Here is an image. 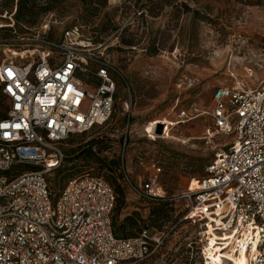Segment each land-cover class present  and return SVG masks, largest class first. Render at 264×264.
I'll return each mask as SVG.
<instances>
[{"label":"built area","instance_id":"1","mask_svg":"<svg viewBox=\"0 0 264 264\" xmlns=\"http://www.w3.org/2000/svg\"><path fill=\"white\" fill-rule=\"evenodd\" d=\"M16 10L4 16L13 18ZM45 44L42 52L35 50L40 57L0 64L6 100L0 116V264L151 261L169 235L145 229L138 238H117L111 223L116 194L103 178L81 176L52 193L50 174L65 160L64 143L110 120L123 76L105 58L106 49L85 38L82 26ZM213 103L205 139L234 141L222 146L203 178L189 184L183 220L203 229V264H209L211 239L224 264L242 255L247 264H264V84L221 87ZM160 173L159 167L142 186L152 198L164 197Z\"/></svg>","mask_w":264,"mask_h":264},{"label":"rangeland","instance_id":"2","mask_svg":"<svg viewBox=\"0 0 264 264\" xmlns=\"http://www.w3.org/2000/svg\"><path fill=\"white\" fill-rule=\"evenodd\" d=\"M160 1L161 11L153 17L151 12L158 10L150 0H108L107 12L116 30L105 37L77 20V8L62 17L50 15L29 33L19 34L14 17L4 16L16 4L4 0L0 2V28L16 31L8 37L0 32V64L27 62L33 53L34 59L40 57L35 50L42 52L46 41L59 40L74 24L83 25L85 38L106 49L105 58L116 65L123 79H117L110 120L64 144L65 160L50 174L52 189L58 193L71 179L88 174L103 178L114 189L119 185L124 189L113 217L118 216L121 223L134 215L149 228L156 203L142 186L160 167L163 198L170 200L171 212L170 221L156 232L170 239L149 264H203L198 256L203 229L183 220L186 193L191 181L206 175L222 146L234 141V136L221 135L205 139L212 126L209 113L215 91L221 87L256 89L264 84V0ZM125 41L133 46H125ZM154 42L159 52L152 56ZM5 113L6 100L0 94V116ZM92 141L96 158L120 161L122 168L113 172L116 183L107 169L100 170L96 158H87ZM216 247L208 251L209 264H224ZM239 260L247 264L244 255Z\"/></svg>","mask_w":264,"mask_h":264},{"label":"trees","instance_id":"3","mask_svg":"<svg viewBox=\"0 0 264 264\" xmlns=\"http://www.w3.org/2000/svg\"><path fill=\"white\" fill-rule=\"evenodd\" d=\"M150 1H152L151 3H154V5H156L155 7L158 10V12L156 11L151 12V16L156 17L159 15L161 11L160 6L162 2L160 0H150ZM249 2L252 1L249 0ZM108 5H109L108 0H18V3L16 5V9H17L16 14L14 15L15 26L19 34H26L29 33L31 29L39 26L44 20V18L50 15H55V13H59L62 17L70 9L77 8L79 11L77 20H79V22H82L85 26H90L91 28L93 27V32L98 33V36L105 35L106 37L111 35L116 30L114 21L107 12V9L109 7ZM98 22L101 23L98 25ZM74 26L76 25L74 24ZM79 26H83V25L79 24ZM13 31L16 30L0 28V32L5 33L4 34L5 37H8L10 33ZM95 42L100 43L101 41L96 40ZM123 44L127 47L133 46L131 41H125ZM158 52H159V48L157 47L156 42H154L150 47V55L155 56L158 54ZM95 144H96L95 141L89 143L91 147V149H89L90 155L87 157L89 160L90 159L93 160V158H96V156L98 157V154L97 153L95 154L92 151ZM96 159L97 160H95V163H98L100 165L99 166L100 170L107 169L111 174L110 176L114 177L113 172L115 171L114 170L115 168L117 169L122 168V165H120V161L116 162L112 160L108 162L105 157H103L102 159L99 158ZM117 181L118 179L114 177L113 182L116 183ZM51 190L52 193L55 195L60 193V192L58 193L54 192L52 186H51ZM114 191L116 194V205H117V203L120 200L124 199L125 193H124V189H122L120 185L116 187ZM152 201H155L156 205L153 207L151 212L152 224L149 226V228L148 227L144 228L142 225L144 221H142L138 217H134V215L126 217L120 223L118 221V216L114 215L113 217V214L116 209V205H115V209L111 217L112 229L115 236L119 239L138 238L143 230L152 229L153 231H158V229L162 228L165 225V223L169 222L170 221L169 217L171 212V209L169 207L171 205V203L169 202L170 200L165 198H152ZM116 210L118 212V208ZM156 256L154 257V259L156 258ZM154 259L141 264H149Z\"/></svg>","mask_w":264,"mask_h":264},{"label":"bare ground","instance_id":"4","mask_svg":"<svg viewBox=\"0 0 264 264\" xmlns=\"http://www.w3.org/2000/svg\"><path fill=\"white\" fill-rule=\"evenodd\" d=\"M151 125H152V124H151ZM151 125H150V127H151ZM150 127H149V129H148L149 134H151V133H150ZM210 244H211L210 246H211L212 248L217 246L215 239H211ZM245 257H246V256H245ZM239 258H240V257L235 258V261L237 262V264H238V263H240V264H245L244 261H243V260H242V261L239 260ZM233 260H234V259H233ZM246 261H247V258H246ZM246 263H247V262H246Z\"/></svg>","mask_w":264,"mask_h":264},{"label":"water","instance_id":"5","mask_svg":"<svg viewBox=\"0 0 264 264\" xmlns=\"http://www.w3.org/2000/svg\"><path fill=\"white\" fill-rule=\"evenodd\" d=\"M160 127L162 128V125H160Z\"/></svg>","mask_w":264,"mask_h":264}]
</instances>
